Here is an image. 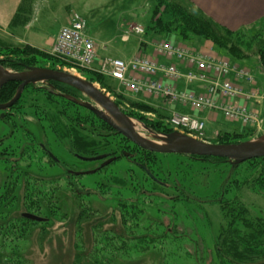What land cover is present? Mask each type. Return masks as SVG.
I'll return each mask as SVG.
<instances>
[{
  "label": "rangeland",
  "instance_id": "1",
  "mask_svg": "<svg viewBox=\"0 0 264 264\" xmlns=\"http://www.w3.org/2000/svg\"><path fill=\"white\" fill-rule=\"evenodd\" d=\"M43 1L45 4L50 0ZM55 2L58 7L47 4L44 9L37 10L35 17L30 13V21L33 20L30 31H27L30 21L25 26L0 29V60L12 62L27 58L33 61V67L68 72L92 82L136 123L137 130L145 136L150 133L144 127H149L134 116L140 115L148 122L156 121L158 116L154 111H142L134 103L159 110L163 107L161 99L160 104L142 98V93L133 94L121 84L118 86L116 80L92 68H76L37 46L66 23L67 15L71 18L75 14L63 9V5L65 8L71 6L87 21L88 33L103 58L126 59L136 52L140 39L148 43L153 40L170 42L199 54L209 49L203 43L213 45L210 40L200 37L183 40L175 33L146 32L155 0ZM182 2L183 6L187 5ZM160 9L166 10L165 4ZM136 25L143 27L145 33L132 34L129 42L124 41V32ZM249 33L253 38L243 39L250 48L246 53L251 57L239 64L255 80L254 85H249L264 95V24ZM27 45L54 59L22 55V49ZM228 61L232 64L233 60L228 58ZM96 74L101 80L95 77ZM101 81L125 98L107 92L108 88L100 84ZM236 82L232 81L235 87ZM31 87L23 91L20 104L0 111V264H237L217 249L222 247V234L227 236L226 233L237 225L242 228L243 222L236 216L237 201L248 209L249 220L259 221L252 225L264 224V163L216 164L188 155L146 157L143 154V158H148L145 161L147 168L161 182L159 187L136 164L142 157V150L123 136H113L117 133L115 130V133L109 130L103 124L105 122L78 104L92 113L83 124L82 137L111 143L99 152L110 155L118 151L119 159L116 157L112 164L101 168L106 160L87 162L72 155L75 152L71 154L69 141L60 139L50 129L47 118L50 93L60 94L48 83ZM83 97L87 100H78L90 101ZM164 112L170 115L166 109ZM194 112L199 117L207 116L204 111ZM258 116L262 126L259 132L249 129L253 134L250 140L264 135V120ZM63 120V128L71 131L75 122L66 114ZM164 122L168 125V119ZM243 129L237 122L220 118L218 123H212L206 129V141H213L220 131L240 132ZM255 132L262 134L258 136ZM42 144L58 162L42 150ZM127 152L131 157H125ZM70 171L95 172L74 175ZM217 201H224V204H217ZM23 213L35 214L45 221L25 220ZM256 248L260 250V247Z\"/></svg>",
  "mask_w": 264,
  "mask_h": 264
},
{
  "label": "built area",
  "instance_id": "2",
  "mask_svg": "<svg viewBox=\"0 0 264 264\" xmlns=\"http://www.w3.org/2000/svg\"><path fill=\"white\" fill-rule=\"evenodd\" d=\"M144 33L143 27L131 26L124 32L123 40L128 41L132 34ZM155 53L156 57L168 63L142 55L128 62L110 57L98 60L97 45L88 34V23L77 13L61 27L51 49V54L60 60L76 68H92L119 81L133 94L142 93L161 99L164 110L167 105H182L193 111H216L228 121L260 131L262 120L258 113L238 102L244 92L232 83L234 77V80L254 85L255 80L247 70L232 65L228 60L207 58L165 41L155 44ZM97 61L98 66L94 68ZM179 83H182L183 89L178 88ZM196 87L198 90L194 89ZM256 93L253 90L250 97ZM167 111L170 113L168 124L172 128L206 141L205 120L176 109L169 108Z\"/></svg>",
  "mask_w": 264,
  "mask_h": 264
},
{
  "label": "trees",
  "instance_id": "3",
  "mask_svg": "<svg viewBox=\"0 0 264 264\" xmlns=\"http://www.w3.org/2000/svg\"><path fill=\"white\" fill-rule=\"evenodd\" d=\"M182 1H184L187 5L183 6ZM167 2H163V0H155L156 5L154 7L151 20H150V24L148 28L146 29V32H149L151 34H157V35H163V34L172 35V33H175L174 35L176 36L178 35L183 40H190L192 39V37H200L204 40H210L211 42H213L215 50L219 54L225 55L230 60H233L232 62H236V63L239 61L249 59L251 57L250 55H247L246 53V49L249 50L250 48H248V44L245 43L246 41L244 40L246 37L249 36L248 34H250L249 33L250 30L245 28V29H242L236 32L230 31L227 28L213 21L207 15H205L200 9L196 8L189 0H179V1L168 0ZM33 3H34V0H23L22 1L19 10L17 11L15 17L13 18L11 22L10 28L17 27V26H25L30 21L29 15L32 11L31 9H32ZM162 4H165V7H166V10L164 11H161L160 9V6ZM263 24H264V20L259 24V26H262ZM249 37L250 39L253 38L252 35H250ZM15 49L20 50L19 48H15ZM22 51H23L22 55L24 54L30 55V56L38 55V56L45 57V58L50 57V54L46 53L47 54L46 55L40 50H37L28 45L25 46L24 49H22ZM0 65L3 66L4 68H10L16 71H21L22 69H26L27 67L34 66L33 61L28 60L27 58L21 59V60H15L12 62L9 60L1 59ZM95 77L97 79L101 78L99 77L98 74H96ZM100 84L108 88L107 92L118 94L116 90H113L111 85L108 86L105 81L104 82L101 81ZM51 85L53 86L54 91L58 92L60 95L62 94L69 95L76 99L81 98L80 93L76 89L68 85L57 83V82H51ZM18 86H19V83L17 82H9L6 85H4L0 89V104L9 102L16 94ZM29 87H31V85H29ZM29 87L27 86L26 88H29ZM49 97H50L49 101H50L51 106L46 108V112H47V118L49 119L48 123L50 124V129H52V131L55 134H57V136L60 139H66L69 141L72 152H75L76 154L86 157V158H91V157H95L98 155H105L103 153H100L99 151H101L102 149L105 150L111 143H107V141L100 142L97 140L96 141L91 140L89 137L87 138L82 137L83 136L82 132H85L83 129L84 128L83 126L85 125L84 123L90 117L92 113L77 106L73 102L61 96H58V95L56 96L50 93ZM117 97L125 98L121 94H118ZM22 99L23 97L20 98L19 101L15 105L20 104L22 102ZM129 102L131 103L132 101L129 100ZM134 105L135 107L137 106L142 111H145L147 113H151L153 111L156 112L158 118L154 122H148L146 119H144L140 115L138 116L133 115L135 118L143 121L154 132H157L160 134H166V133H172L176 131L169 124L167 125L164 122L166 119L169 118V116L167 112L166 113L164 112L165 110L161 111L162 108L157 110V109L152 108L149 105L136 103V102L134 103ZM65 114L66 116H69V118L73 120V122H75V124H73L71 131L68 129H64L62 126V122L64 121L63 117ZM67 121H69L70 123L69 119H67ZM81 124L82 126H80ZM103 124L106 125L109 128V130L114 132L113 129L108 124L106 123H103ZM63 131H65V133ZM113 136H122V135L115 133ZM252 136L253 134L251 130H248V129H246L245 132L222 131V132H219L218 135L215 136L213 141L209 140V142L213 144H235V143L248 141L250 140ZM115 143L119 144L116 141ZM141 150H142V152L140 153L141 156L143 154L146 157L147 155L160 156L158 154L145 151L143 149ZM117 154H118V151H114L108 156L117 157L116 156ZM172 156H184V155L176 154ZM189 157L196 158L197 160H200L203 162H214L216 164H221V163L228 164L229 162L225 158L205 157V156H189ZM147 160L148 158H143L142 156L141 159H139L138 163L136 164L138 167L142 168L144 171L147 169L150 172L145 162ZM254 162L264 163V158L253 159L245 163H254ZM145 173L146 175H148L146 171ZM151 174L155 177L153 173ZM150 179L153 181V183L156 186L160 187L161 183L154 181L151 177ZM216 203L224 204V201H217ZM248 215H249L248 209L242 203L237 201L236 216H237V219L243 222L242 228H240L237 225V227L232 228V230L226 233L227 236H225V234H222L223 238L220 239L222 241L220 243V246L222 247L217 249V251L219 253L222 252L223 255L236 260L237 264H257V261L260 259H263V260L258 261V262H261L260 264H264V253L261 250V245L263 244L262 246H264V224L259 223L258 226L252 225L253 221L247 218ZM228 218L229 216L227 215V220ZM25 220H28V219H25ZM258 222L259 221H256L253 223H258ZM256 242H258V245H256ZM256 247H260V250L258 251Z\"/></svg>",
  "mask_w": 264,
  "mask_h": 264
},
{
  "label": "water",
  "instance_id": "4",
  "mask_svg": "<svg viewBox=\"0 0 264 264\" xmlns=\"http://www.w3.org/2000/svg\"><path fill=\"white\" fill-rule=\"evenodd\" d=\"M9 82L19 83L14 97L7 103L0 104V111L5 112L12 108L20 99L23 91L29 85L39 83L57 82L68 85L82 95L89 98V102L80 101L69 95H60L63 98L78 104L91 111L103 122L108 124L113 130L125 137L127 140L145 151L164 155H188L225 158L232 164H242L253 159L264 158V135L255 139L235 144H213L198 140L192 136L175 131L166 134H156L147 127H144L150 135L145 136L133 125V120L121 111L119 106L95 84L74 74L57 71L48 68L27 67L23 72H13L0 65V89ZM4 117V114L2 115ZM50 157L58 162L59 160L49 152ZM80 160L95 162L105 160L101 168L106 167L116 161V157L108 158V155H98L86 158L76 155ZM130 154L125 153V157ZM147 174L158 183V181L147 169ZM74 175L91 174L90 172H73ZM23 217L35 221L44 222L45 219L32 213H24Z\"/></svg>",
  "mask_w": 264,
  "mask_h": 264
},
{
  "label": "crops",
  "instance_id": "5",
  "mask_svg": "<svg viewBox=\"0 0 264 264\" xmlns=\"http://www.w3.org/2000/svg\"><path fill=\"white\" fill-rule=\"evenodd\" d=\"M22 1L23 0H0V29H6L11 25V22L13 18L15 17L17 11L19 10ZM54 1L55 0H50L49 2L43 4L44 2L43 0L42 1L36 0L34 4L32 5L31 17H32V13H33V17H35L34 14H36L37 10L38 9L41 10V8L44 9V6L47 4H52L53 6L55 5L58 7V5H56V2L54 4ZM59 1H62V0H59ZM189 1L196 8L200 9L205 15L211 18L213 21H215L219 25L233 32H236V31H239L245 28L252 31V29H256V27H258L259 24L264 20V0H189ZM67 6L68 7L65 8V4H64L62 8L67 9L69 12L77 13L76 10H74L71 6L69 5ZM51 8L53 7L51 6ZM69 20H70V17L69 15H67L66 23L64 25L68 24ZM31 21H30L31 25L29 26V28H27V31L32 30L31 28L33 27L32 18H31ZM59 30L51 37L47 39H43V42L37 46L40 49L47 50V52H50L55 43ZM90 37L94 40V38L91 35ZM129 41H130V38L126 42H129ZM156 43H158L156 40H153L152 42L148 43L140 39L138 43V47L136 46V52L125 57L126 59H121V58H116V59H120V60L128 62L134 59L137 55H142L150 59L151 58L157 59L161 63H168L167 61H164L162 58L156 57L155 55L156 54L155 53ZM203 45L209 48L205 52H202V55H204L205 57L213 58V59H225V57L222 54H219L216 52V50L213 48V45L210 42L203 43ZM98 48L99 47H97V54H98V60H100V59H103V57L99 56ZM225 60H228V58H226ZM239 63L240 62H237V63L232 62L233 65L242 68V66ZM97 66H98V61L94 65V67L96 68ZM232 77L233 75L230 78ZM232 79H234V77ZM117 82H118V86H120V82L119 81ZM236 84H237V87L242 89L244 92V96H242V99H239L238 102L246 105L249 109L257 112L260 115V117L264 120V95L261 93V90H257L256 87L252 88L249 85V83H247L244 80H237ZM177 85L179 89H183L182 83H179ZM194 89L198 90L197 87ZM253 90L257 92L256 95L259 94L257 98H254L256 95L253 98L250 97ZM142 96H144L142 98H145L147 100L153 99L152 101L154 103L158 102L161 104V102H159V99H155L145 94H142ZM165 108L167 110H169V108L176 109L178 111L184 112L185 114L201 118L207 122V128L212 123L213 124L218 123L220 118L224 119L223 114L220 112H216V111H204L206 112L207 116L199 117L188 106L184 107L182 105H177V106L167 105L165 106ZM189 109L192 111H189ZM237 123L244 128L243 131H240V132H245L246 129L248 130L250 129L248 127L243 126L239 122ZM224 131H227V130H224ZM256 134L258 136H261L260 134L262 133H256Z\"/></svg>",
  "mask_w": 264,
  "mask_h": 264
},
{
  "label": "flooded vegetation",
  "instance_id": "6",
  "mask_svg": "<svg viewBox=\"0 0 264 264\" xmlns=\"http://www.w3.org/2000/svg\"><path fill=\"white\" fill-rule=\"evenodd\" d=\"M48 85H49V86H52V85H51V82L48 83ZM52 87H53V86H52ZM79 93H80V92H79ZM80 96H81L82 99L87 100V99H85V97H83V95H82L81 93H80ZM81 98H80V99H81ZM41 148H42V150H43L45 153H47L48 156H50V155H49V152H50V151L48 150V148H47L45 145L42 144V145H41ZM72 153H73V152H71V154H72ZM72 155H74L75 157H77L76 155H78V154L73 153ZM129 157H131V155H130ZM108 158H111V157L108 156ZM105 160H106V159H105ZM103 161H104V160H102V162H103ZM23 214H24V213H23ZM23 214H22V217H23ZM23 218H24V217H23ZM25 219H26V218H25Z\"/></svg>",
  "mask_w": 264,
  "mask_h": 264
},
{
  "label": "bare ground",
  "instance_id": "7",
  "mask_svg": "<svg viewBox=\"0 0 264 264\" xmlns=\"http://www.w3.org/2000/svg\"><path fill=\"white\" fill-rule=\"evenodd\" d=\"M135 124H136V123L133 122V125H134V127L136 128ZM136 129H137V128H136Z\"/></svg>",
  "mask_w": 264,
  "mask_h": 264
}]
</instances>
